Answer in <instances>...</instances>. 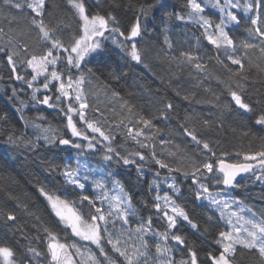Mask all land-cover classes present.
I'll list each match as a JSON object with an SVG mask.
<instances>
[{
    "label": "trees",
    "instance_id": "trees-1",
    "mask_svg": "<svg viewBox=\"0 0 264 264\" xmlns=\"http://www.w3.org/2000/svg\"><path fill=\"white\" fill-rule=\"evenodd\" d=\"M161 2L166 5L163 11L159 7H150L157 6ZM244 2L245 0H241L242 4ZM47 3L46 12L51 15L45 16V23L51 27L59 25L57 36H60L66 44L69 43L72 36L80 34V23L66 0H47ZM85 3L92 14L113 12L121 29L125 31L135 22L140 6L148 7L147 17H142V26L146 27V31L138 47L146 52L145 63L149 67L145 68L143 64L131 61L126 54L110 43V39L105 40L108 45L106 56L93 59L87 64L84 69L86 80L82 87L90 105L86 109V118L96 122L105 134L111 133L114 139L111 142L103 141L98 144L96 151L82 153L78 157L77 150L71 146H42L39 150H32L26 145L25 141H35L36 136L40 135L34 127L36 124L51 128L53 131L49 133L50 135L71 138L74 142L82 144H86L87 141L71 136V131L67 128L66 116L60 110L66 109L67 101L60 107H48L33 101L32 89H28L22 81H14L9 67L0 57V117H6L0 119V243L16 249L18 260L31 243L33 247L45 253V256L35 261V264H49L47 240L43 231L45 227L54 231L62 241L67 238L68 243H76L80 247L81 252H84L82 256L75 255V249L71 251L81 264L85 262L91 264L88 259L90 252L100 258L96 245L72 236L70 229L64 230L63 224L58 223V218L48 201L39 192V188L43 186L49 194L67 200L78 214H83L86 210L77 202L79 191L67 184L58 171H52L54 167L59 169L69 165L73 168L77 159L81 158L88 166L93 167L95 172L100 173L102 178H106L107 172L111 171L112 180H118L123 185L124 192L132 197L133 206L137 209V215L129 217L127 225L115 218L114 227L111 223L109 225L110 231H115L117 234L123 232L124 237H127L130 230L149 216L153 219L154 229L163 231L166 226V222L161 220L153 209L156 192L149 190V184L158 169L151 159L152 150L156 152L157 158L163 159L170 166L183 165L189 172L191 171L187 164L189 157L195 156L201 161L208 158L209 154L202 151V145L197 146L183 133L182 125L185 123L190 128L195 127L198 136L209 142L210 147L217 154L213 159L221 158L223 152L227 153L223 157L225 160L233 163L244 162L245 155H255L264 150V127L255 124L257 116L264 109V53H261L259 47L248 49L246 56L243 50L237 53L244 63V68L237 74L238 66L231 65L230 61L225 60V63L231 71L217 62L216 50L203 38L200 27L190 22L176 20V15H186L187 0H85ZM30 15L26 8L23 11L9 10L0 4V27L4 29V33L13 36L17 47L28 43L32 50L36 51L41 47V43L37 31L30 25ZM205 15L214 21L218 20L217 10L211 7L206 8ZM13 17L15 22L10 24ZM165 26L169 30L172 50L163 43L162 29ZM246 27L244 22L239 26H230V35L237 44L248 39ZM5 42L6 37L0 36V46ZM184 51L198 53L201 62L206 65V70L198 72L191 64L172 59L179 57L180 52ZM58 67L63 69L64 65L60 64ZM87 68L93 70L94 76L87 75ZM20 71L22 75L27 76L28 73L24 69ZM113 71L119 75L118 80L111 75ZM79 74L78 71H73L74 77ZM40 82L42 78L37 82V87ZM238 83L243 85L242 92L246 102L253 105L252 113H244L231 100L228 86L231 85L233 90L241 91L237 89ZM13 88L17 90L16 96L10 99L14 96ZM114 91L120 93L119 98L113 97ZM176 91L181 95L177 96ZM37 95L40 99L50 95L53 97L51 102L56 103V90L51 85L49 91L41 89ZM184 95H188L190 99L184 100ZM160 100H170L175 105V111L171 112L167 119L161 118L159 114L158 109L161 105L157 101ZM125 101L133 106L132 113L126 108H121V104ZM74 106L78 107V105ZM135 115L152 119L155 128L159 129L158 133L151 130L153 138L150 140L143 141L141 137V140L152 145V148H141L127 138L126 128L115 126L121 119L124 120L125 125L134 126ZM186 116L190 117L187 121H185ZM130 118H133L131 124ZM205 119L211 122L210 126L205 127L202 124ZM73 120L79 130L102 141V137L87 129L75 113ZM9 135L16 140V143H8ZM162 139L167 143L162 144L160 142ZM107 147L114 148L122 156L128 155L136 159L137 164L143 165V175L138 173L135 164L127 166L122 162L117 164L115 156L111 163L104 161L102 157ZM137 151L144 153L145 161L131 157V154ZM259 169L256 176L264 174V169ZM213 175L208 174V177ZM168 176L176 177L178 186L183 192V195L177 199V204L183 206L190 218L201 226L200 232L197 233L186 222L178 220V231L187 238L189 244H194L200 250V257L204 260L207 251L214 253L217 251L219 246L214 241L218 232L226 229L225 221L220 219L219 213L209 201L194 198L190 191L191 180L181 173L169 174L167 170H160L161 196L165 191H169L167 184L170 181L165 179ZM256 176L240 179L228 189L222 183L216 185L214 179L206 178L204 182L209 185L212 193L219 188L232 199L242 202L245 211L249 213L251 210L257 216H261L264 215V180H257ZM116 188L113 183H108L109 193ZM95 191L97 190L94 186L89 185L86 194L91 196ZM169 195H172L170 191ZM97 206H100L99 202ZM103 207L107 212V203ZM8 212L16 216L15 222L6 219ZM209 217L212 219L209 220ZM83 218L88 220L86 215ZM22 233L26 238H22ZM150 243L154 245L155 240L150 238ZM171 243L174 245V242ZM103 246L116 264H123V258L112 250L106 239L103 241ZM184 253L183 246L174 247L177 260L181 259ZM237 262L260 264L257 255L247 251L238 254ZM25 264H28L27 259ZM104 264H107V261Z\"/></svg>",
    "mask_w": 264,
    "mask_h": 264
},
{
    "label": "snow or ice",
    "instance_id": "snow-or-ice-1",
    "mask_svg": "<svg viewBox=\"0 0 264 264\" xmlns=\"http://www.w3.org/2000/svg\"><path fill=\"white\" fill-rule=\"evenodd\" d=\"M66 3L80 23V34L72 36L67 44L56 34L59 25L51 27L45 23V16L51 15L46 12L47 0H0V4L9 10L23 11L25 8L29 10L31 14L30 25L37 31L41 43V47L36 51H33L28 43L17 47L13 36L4 33V29L0 27V36L6 37V42L0 46V57H2L3 63L9 67L12 79L22 81L28 89H32L31 99L33 101L48 107H60L62 103L67 101L66 109H60L66 116L67 128L70 129L72 137H79L87 141L86 144H82L74 142L71 138L50 135L49 133L53 131L51 128L36 124L34 127L40 132V135L36 136L35 141H25L26 145L32 150H39L42 146H71L77 150L79 157L82 153L96 151L98 144L103 143V141L111 142L114 139L111 133L105 134L96 122L86 118V109L90 105L82 87L86 80L84 69L87 64L91 63V60L106 56L108 45L105 40L109 39L110 43L126 54L131 61L136 64H143L145 68H148L149 65L145 63L146 52L138 45L146 31V27L142 26V17H147L149 8L141 5L135 22L131 23L125 31L121 29L113 12L92 14L86 6L85 0H66ZM150 7H159L163 11L166 5L161 2L157 6ZM208 7L217 10L218 22L205 15ZM187 9L186 15H176V20L190 22L200 27L203 38L216 50L217 62L222 64L226 70L231 71L225 60L230 61L231 65L238 66L237 74L244 68L242 59L237 55L241 50L245 56L248 49L257 47L261 53H264V0H245L243 4L241 0H187ZM249 13H254V15H249ZM165 15L170 16L172 14L165 13ZM14 22L15 18L13 17L10 24ZM242 22L247 25L248 39L237 44L233 36L230 35V26H239ZM10 31H12L11 28ZM162 31L164 33V45L172 50L173 45L168 35L167 26ZM197 45H199V38H197ZM172 59H179L182 63L191 64L198 72L206 70V65L201 62V57L196 52H180L179 57H172ZM60 64L64 65L63 69L58 67ZM21 69L28 73L27 76L21 74ZM28 70L31 71L28 72ZM74 70L80 73L79 76L74 77ZM87 75L94 76L91 68H87ZM111 75L114 79L120 78L115 71ZM41 78L42 82L37 87L36 84ZM50 85L56 90L55 104L51 102L52 96L45 95L43 99H40L37 95L41 89L49 91ZM237 89H241V91L233 90L231 85L228 86L231 100L244 113H252L254 108L251 103L246 102L242 92L243 85L238 83ZM16 92L17 90L13 88L14 96L10 99L15 98ZM112 95L116 98L120 97L119 92L114 91ZM176 95L180 96L181 93L176 91ZM183 99L189 100L190 97L184 95ZM157 103L161 105L158 111L163 119H167L169 114L175 111V105L170 100H160ZM74 105H78V107ZM121 108H126L129 113H132L133 110V106L126 101L121 104ZM73 113L78 115L79 120L83 121L92 133H98L99 137H102V141L97 140L95 136H89L85 131L79 130L73 120ZM39 118L43 119L42 117ZM0 119H6V117H0ZM189 119L190 117H185V121ZM129 123H133V118L129 119ZM210 123L207 119L202 121L205 127L210 126ZM255 124L264 127V109L257 116ZM115 126L126 128L127 138L141 148H152V145L143 141L153 138L151 130L159 132L152 119L145 118L143 115L134 116V126L125 125L123 119ZM182 130L185 136L189 137L197 146L202 145V151L209 156L202 161L196 159L195 156L189 157L187 161L191 168L189 172L183 165L180 167L170 166L163 159L157 158L154 150L151 151V159L158 166V169L154 173V179L149 184V190L156 192L153 209L159 218L166 222L163 231L153 228L151 216L130 230L127 237H124L123 232L117 234L115 231L109 230L110 223L114 227L115 219H119L124 225H127L129 217L137 215L132 197L124 192L123 185L118 180H112L113 173L111 171L107 172L106 178H96L92 169L86 163L81 164L79 160H77L75 168L65 165L63 168L54 167L52 169V171H58L67 184L74 186L79 191L80 195L77 202L81 204L83 209H86L83 214H78L72 210L66 213L62 209L68 208L67 200H61L59 196L54 197L43 186L39 188V192L47 199L58 218V223L63 224L64 230L70 229L72 236L96 245L100 258L90 252L88 259L91 264H104L105 261L107 264H116L105 251L103 246L105 239L107 244L112 246V250L123 258V264H238V254L245 251L254 252L260 264H264V215L257 216L251 210H249V216L241 215L242 206L239 211L231 208L232 203H240L238 200L230 202L219 191L213 196L209 185L204 182L206 178H210L214 179L216 185L222 183L225 187H232L236 183L237 176L241 173L252 172L255 174L253 164L227 163L223 158L227 153L223 152L221 158L213 159L217 155L216 152L213 151L207 140L198 136L195 127L190 128L185 123L182 125ZM141 137H143V141ZM160 142L162 144L167 143L163 139ZM8 143L14 144L16 140L9 135ZM170 155L174 156L175 153H170ZM114 156L117 164L121 162L125 166L135 164L138 173L143 175L142 164H137L136 159L130 158L128 155L122 156L112 147L106 148L102 159L111 163ZM131 157H138L140 161L146 159L144 153L140 151L132 153ZM243 159L256 161L261 169H264V150L255 155H245ZM160 170H167L169 174L181 173L190 179V191L194 198L209 201L210 205L219 211L220 219L225 221L226 229L219 231L214 241L219 246L217 251L215 253L207 251L204 260L200 257V250L194 244H189L187 238L179 233L178 220L186 222L197 233L200 232L201 226L190 218L183 206L177 204V199L183 195V192L178 186L176 177H165L166 180L170 181L167 187L172 195H169V191H165L161 196ZM208 174L214 175L208 177ZM256 179L264 180V174L257 175ZM109 182L118 188L119 195L109 194L107 190ZM89 185L94 186L97 190L91 196L86 194ZM97 202L100 206H97ZM105 203L108 205L107 212L103 207ZM84 215L88 216L87 221L83 218ZM233 217L236 218L235 222ZM6 219L15 222L16 216L8 212ZM37 219L39 220V217ZM211 219L212 217H209V220ZM43 231L47 240L49 264H81V261L75 259V255H83L76 243H68L67 238L62 241L54 231L47 227ZM22 238H26L23 233ZM150 238L155 240L154 245L150 243ZM171 242H174V245ZM179 246H183L185 253L181 259L177 260L174 255V247ZM71 249H75V255ZM44 256L45 253L29 243L18 260L16 249L0 243V262L2 264H25L26 259L28 264H35V261Z\"/></svg>",
    "mask_w": 264,
    "mask_h": 264
},
{
    "label": "rangeland",
    "instance_id": "rangeland-1",
    "mask_svg": "<svg viewBox=\"0 0 264 264\" xmlns=\"http://www.w3.org/2000/svg\"><path fill=\"white\" fill-rule=\"evenodd\" d=\"M217 22H218V20H217ZM77 160H79L80 161V163L81 164H85L86 162L83 160V159H81V158H79V159H77ZM76 163H77V161H76ZM74 166H76V164L74 165ZM90 169H92V171H93V175L94 176H96V178H102V176H101V174L100 173H97V172H95L94 171V169H93V167L91 168L90 166H88ZM73 168H75V167H73ZM257 172H259V170L258 171H256V173L255 174H253V176H256V174H257ZM223 185V184H222ZM224 186V185H223ZM221 192L222 193V195L224 196V198L225 199H228L230 202L231 201H234L235 199H232L231 197H230V195L228 196V194H226V192H224L223 190H220L219 188H218V190H216V192ZM216 192H214V193H212L213 194V196H215V194H216ZM110 195H119V190L116 188V189H114L113 191H111L110 193H109ZM54 197H55V195H53ZM46 199V198H45ZM61 200H64V199H62V198H60ZM47 200V199H46ZM49 203V202H48ZM241 203L242 202H240V203H232L231 204V208L233 209V210H236V211H239L240 210V208H241ZM50 205V204H49ZM51 207V206H50ZM52 209V208H51ZM62 210H64L66 213H68L69 212V210H72V211H75L73 208H72V206H71V204L68 202V208L67 209H62ZM54 212V211H53ZM76 212V211H75ZM217 212L219 213V211L217 210ZM241 215H244V216H249L250 214L247 212V211H245V208L243 209V211L241 212ZM235 220H236V218L235 217H233V221L235 222ZM71 231V230H70ZM79 238V237H78ZM80 239V238H79ZM87 242H89V241H87ZM89 243H91V242H89ZM72 252V251H71ZM73 253V252H72ZM84 253V252H83ZM74 254V253H73ZM0 264H2V262H0Z\"/></svg>",
    "mask_w": 264,
    "mask_h": 264
},
{
    "label": "water",
    "instance_id": "water-1",
    "mask_svg": "<svg viewBox=\"0 0 264 264\" xmlns=\"http://www.w3.org/2000/svg\"><path fill=\"white\" fill-rule=\"evenodd\" d=\"M227 163H233V162H230L228 160H225ZM238 163H252L253 166H254V172L260 170L259 168H261L259 166V164H257L256 161H244V162H238ZM253 175L252 172H249V173H241L240 175L237 176V179H236V182H238L240 179H244V178H247L249 176ZM225 187V186H224ZM233 187V186H232ZM232 187H225L226 189L228 188H232Z\"/></svg>",
    "mask_w": 264,
    "mask_h": 264
}]
</instances>
